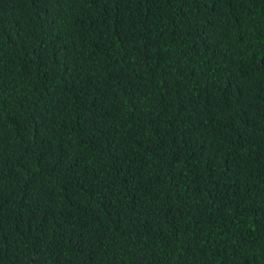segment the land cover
Listing matches in <instances>:
<instances>
[{"label":"trees","instance_id":"trees-1","mask_svg":"<svg viewBox=\"0 0 264 264\" xmlns=\"http://www.w3.org/2000/svg\"><path fill=\"white\" fill-rule=\"evenodd\" d=\"M0 264H264V0H0Z\"/></svg>","mask_w":264,"mask_h":264}]
</instances>
